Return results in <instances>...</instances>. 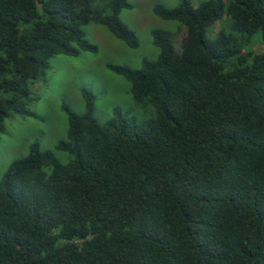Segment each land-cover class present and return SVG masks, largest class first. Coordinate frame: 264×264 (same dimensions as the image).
<instances>
[{"label":"trees","instance_id":"1","mask_svg":"<svg viewBox=\"0 0 264 264\" xmlns=\"http://www.w3.org/2000/svg\"><path fill=\"white\" fill-rule=\"evenodd\" d=\"M128 0H0V133L35 116L32 87L58 55L96 52L100 24L131 47ZM185 29L152 32L160 54L109 65L136 105L104 124L69 111L64 164L32 144L0 181V264H264V0L157 5ZM227 17L214 39L209 27ZM260 43L253 50V38Z\"/></svg>","mask_w":264,"mask_h":264},{"label":"rangeland","instance_id":"2","mask_svg":"<svg viewBox=\"0 0 264 264\" xmlns=\"http://www.w3.org/2000/svg\"><path fill=\"white\" fill-rule=\"evenodd\" d=\"M131 8L124 9L120 19L138 37L139 45L131 47L114 36L107 27L90 24L84 27L87 40L97 47L96 52H82L71 57L58 55L51 59L46 78L32 87L38 98L30 105L35 116L14 115L6 121V131L0 133V181L10 165L26 157L32 144L51 151L62 163L73 160V155L58 149L60 141L67 139L69 111L84 115L88 96L94 97L96 120L102 125L121 113L138 124L155 116L151 106L136 105L131 84L109 65H128L138 69L144 60H156L160 51L154 44L152 32L156 29L172 33L175 47L181 50L186 31L176 21L164 20L155 14L157 5L173 8L185 0H128ZM195 7L206 0H189ZM227 17L208 28L206 36L214 39L225 25ZM260 37L253 38V50ZM88 94V95H89Z\"/></svg>","mask_w":264,"mask_h":264}]
</instances>
